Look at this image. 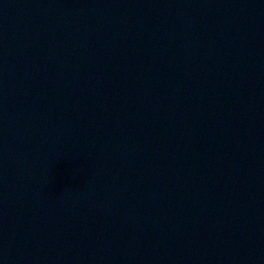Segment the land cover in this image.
<instances>
[{"label": "water", "instance_id": "water-1", "mask_svg": "<svg viewBox=\"0 0 264 264\" xmlns=\"http://www.w3.org/2000/svg\"><path fill=\"white\" fill-rule=\"evenodd\" d=\"M0 264H264V0H0Z\"/></svg>", "mask_w": 264, "mask_h": 264}]
</instances>
